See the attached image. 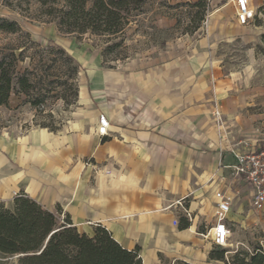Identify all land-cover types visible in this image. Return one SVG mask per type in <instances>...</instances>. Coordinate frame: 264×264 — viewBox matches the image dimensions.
<instances>
[{"label": "crops", "instance_id": "obj_1", "mask_svg": "<svg viewBox=\"0 0 264 264\" xmlns=\"http://www.w3.org/2000/svg\"><path fill=\"white\" fill-rule=\"evenodd\" d=\"M211 7L208 23L168 43L160 59L81 62L63 129L34 135L51 202L66 204L77 229L92 222V231L102 226L126 249L139 248L143 264H165L166 252L177 256L171 264L190 263L176 254H192V230L216 220L217 193L233 197V148L250 151L237 139L243 96L225 72V46L243 38V26L234 0ZM101 115L110 122L105 137Z\"/></svg>", "mask_w": 264, "mask_h": 264}, {"label": "rangeland", "instance_id": "obj_2", "mask_svg": "<svg viewBox=\"0 0 264 264\" xmlns=\"http://www.w3.org/2000/svg\"><path fill=\"white\" fill-rule=\"evenodd\" d=\"M257 8V21L264 23V0H253ZM35 1L0 0V19L17 24L19 31L9 34L0 31V56L15 54L18 71L36 81V97L45 99L44 105L34 107L25 95L13 94L8 106L0 107V202L10 203L14 197L26 192L44 207L56 212L66 204L52 203L47 183L43 182L41 165L34 160V135L42 129H63L75 104V91L79 92L81 62L103 60L107 67L147 59H160L168 43L178 40L196 25L199 10L187 0H145L142 11L117 39L88 33L83 36L65 34L57 21L46 14ZM232 9V8H230ZM213 13L210 5L205 24ZM236 15V8L234 7ZM255 21L242 27L243 38L225 46L227 66L225 72L233 82V92L243 96L242 123L238 142L248 145L250 152H264V27ZM56 45L67 52H58ZM68 56L74 61H70ZM234 164L232 175L234 206L227 224L231 230L229 243L224 249L228 256L236 250H249L253 244L264 245V206H252V188L238 181ZM47 181V180H46ZM194 217V216H193ZM192 230L197 240L189 246L192 254L186 258L192 264H208L206 252L216 247L212 243V227ZM92 222H81L79 231L93 232ZM165 253V264L171 258ZM21 256L0 254V264H20Z\"/></svg>", "mask_w": 264, "mask_h": 264}, {"label": "trees", "instance_id": "obj_3", "mask_svg": "<svg viewBox=\"0 0 264 264\" xmlns=\"http://www.w3.org/2000/svg\"><path fill=\"white\" fill-rule=\"evenodd\" d=\"M35 1L46 14L57 21L65 34L79 36L91 33L117 39L136 18L145 0H18ZM193 4L199 10L196 25L188 31L194 34L204 24L208 5L206 0ZM264 13V8H261ZM257 21V18L256 20ZM264 27V23L257 21ZM0 31L16 34L19 29L12 21L0 19ZM264 37V36H263ZM58 52L66 50L56 45ZM70 61L74 59L68 56ZM15 54L0 56V107L8 106L13 94L25 95L34 107L44 105L45 99L36 97V81L18 71ZM75 91L74 103L78 98ZM50 131L55 132L53 129ZM60 207L50 211L24 192L10 203L0 202V254L22 256L20 264H143L139 248L128 250L117 242L111 232L97 226L92 235L81 234L69 215ZM189 228V224L180 229ZM229 250L216 247L209 255L208 264H264V245L253 244L249 250ZM176 264H190L178 261Z\"/></svg>", "mask_w": 264, "mask_h": 264}, {"label": "built area", "instance_id": "obj_4", "mask_svg": "<svg viewBox=\"0 0 264 264\" xmlns=\"http://www.w3.org/2000/svg\"><path fill=\"white\" fill-rule=\"evenodd\" d=\"M237 7V21L239 25L246 27L255 22L257 8L253 0H234ZM208 9L212 0H206ZM110 122L105 115L99 117L98 135H108ZM245 147V145H244ZM232 153L237 159L234 167L236 176L243 179L252 188V206L261 209L264 206V152H250L244 148L235 146ZM107 174H110L107 172ZM218 204L216 212V225L212 229V243L215 247H226L231 237V230L228 227V216L232 211L234 198L226 193H217ZM178 222H175L177 225Z\"/></svg>", "mask_w": 264, "mask_h": 264}, {"label": "water", "instance_id": "obj_5", "mask_svg": "<svg viewBox=\"0 0 264 264\" xmlns=\"http://www.w3.org/2000/svg\"><path fill=\"white\" fill-rule=\"evenodd\" d=\"M22 257V256H21Z\"/></svg>", "mask_w": 264, "mask_h": 264}]
</instances>
